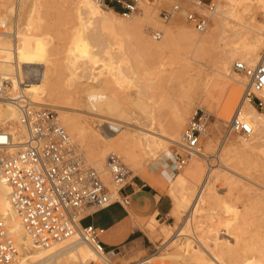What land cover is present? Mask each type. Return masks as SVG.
I'll return each instance as SVG.
<instances>
[{
    "label": "bare ground",
    "instance_id": "bare-ground-1",
    "mask_svg": "<svg viewBox=\"0 0 264 264\" xmlns=\"http://www.w3.org/2000/svg\"><path fill=\"white\" fill-rule=\"evenodd\" d=\"M9 1L0 0V11L3 9L2 6L5 7L4 12L1 11L2 14H8L10 11L15 10V7L11 6L12 4L5 6V3H9ZM235 2L237 1L224 0L223 5H216V10L213 14L214 29H225L229 31V34L225 35L222 33L220 37V40L224 43L226 54L221 55L214 73L209 75L196 66L197 55L204 49L206 42L205 38L199 35L200 33H195L191 29L174 33L170 29L164 32L163 41H154L149 35L151 34L149 27L145 29V23L151 19L149 11H144L143 19L131 18L129 21L124 22L116 17L118 13L112 8L101 6L94 0H77L75 15L78 29L71 36V46L68 49L67 61H65L67 62L65 68L70 70L71 74L61 80L58 75L61 66H57L58 60L55 58L58 46L54 43L51 44L54 34H56L55 28L58 26V18L54 11L56 9L55 3L53 0H19L17 16H21L20 18L17 17L16 22L21 20L22 23H18L20 25L17 24L14 33L15 43L12 45L4 40L3 36L9 35H0V75L11 80L12 90L11 86L7 88L10 97H16L21 93L28 95L31 102L35 105L53 103L59 108L57 111L58 119L68 129L67 133L70 134L71 138L78 139V141L83 143L92 161L88 160L86 153L83 152L82 157L86 158V161L89 162L88 165L106 174L108 173L106 168L108 155L118 153L123 156L126 166H129V171L132 170L137 173L143 167V162L146 158L151 157L153 159L164 152L169 156L166 150L167 144L176 142L179 139L181 125L180 128L179 126L171 128V132H168L167 135H163V131V134H160L158 129L150 124L139 125L137 130L131 132L122 129L115 137H110L106 134L99 135L93 131V128L90 127L83 117L70 113V109L73 108L62 106L64 104V96L67 97L71 92L80 95L82 97L81 101L84 103V107L82 106L81 108L87 107L86 109L88 110L93 109V112L97 109L100 111L99 113L102 112L103 114L100 117L109 118L116 116L119 119L135 120L140 123L143 120L142 114L146 115L149 108H157L171 102L170 98L166 96V79L172 78L177 73H189V68L192 65L193 79L199 80L205 101L211 107L224 101L222 116L225 120H229L241 97V90L238 87L246 84V79L242 75L233 73L231 63L235 58H239L241 62L246 64H255L260 57L261 38H264V24L259 23L256 20L255 13L250 12L246 6L240 14L239 11L233 8ZM260 4V7H264V0H260ZM21 7L22 10L18 13V9ZM228 17L237 20L241 28L229 27L227 23ZM89 22L109 33L116 45V51L112 50L101 38L102 32L96 29H92L93 31L88 30L87 23ZM5 23L6 18L0 17V24ZM21 25L22 27H20ZM128 37H133L136 40L135 42L139 43L148 55L147 60L141 64L139 74L131 69L132 76L122 75L123 70H117L114 65L120 66L117 63L122 60L117 63L114 61V59L119 57L123 58V63L128 61V56L124 51V38ZM91 38L94 39V43L91 42ZM235 38L241 40L239 41L241 44L231 41ZM180 41L184 43L179 44ZM95 47L100 48L96 51L94 50ZM134 49H136V46ZM50 50H52L51 53ZM167 51H171L174 54L170 62L165 60ZM133 52L134 55L137 54L135 50ZM186 53L190 55L187 56L185 55ZM98 59H103L101 62L106 65L110 73L109 76L101 77L93 72V65L99 61ZM134 63L136 66L137 62ZM167 65H177L178 67L176 70L167 73ZM78 69H81V73L77 72ZM104 70L100 71L103 72ZM29 74L37 76V81H31L33 83H26V85L21 87L22 78ZM115 85H118V87L127 85L132 89L133 87L138 88L135 99L131 100L127 93L121 96L120 88ZM158 94L160 98L155 100V95ZM46 97L49 98L48 101L50 102H47ZM242 104L244 105H240L235 114L240 115L243 120L249 123L252 129L250 137L242 139V146L252 148L257 145L258 140L264 139V112L261 113L253 105L245 101ZM126 106L134 107V110L137 109L140 112V117H131L129 112L125 110ZM74 109L77 111L78 108ZM92 111L90 110L89 112ZM17 120V110L9 102H1L0 100V126L7 124V126L13 127V123ZM20 133V138L22 139L24 133L21 130ZM73 138L72 140L77 148H81V145ZM251 138L253 141H250ZM178 142L180 143V140ZM241 148L239 150L233 148L234 150L231 151L233 153L231 157L234 160L239 159L242 155L243 151H240L242 150ZM202 156L205 157L202 152L193 155L190 158L192 160L191 164L177 176L175 187L171 186L173 188L171 196L175 203L176 213H178L179 208H185L191 201L192 189L189 182H194L201 178V172H197L198 170L195 169L198 165V159L196 158ZM244 156L242 158L246 157ZM231 157L229 156L228 158L231 159ZM240 160L242 161V159ZM246 163L248 162L246 161ZM257 167L260 166L257 165ZM223 178L224 181H221L226 182V186L230 190L234 182L227 175H223ZM208 179L209 174L203 178L193 203L189 206L191 207V211H189L191 218H185V227L177 229L176 239L173 238L174 240L170 244L171 248L176 250L164 255V257L169 258L166 264H264V245L256 243L250 245L251 243L248 244L245 240L248 226L251 222L254 223L252 215L255 214L252 213L251 204H245L241 212L234 211L231 204L227 203V201L221 202L216 197ZM8 194L9 188L0 177V216L8 236L18 249V256L13 264L107 263L105 256L96 253L77 236L48 249L33 245L9 202ZM217 205L223 208L225 213L233 215V219L224 221V229L226 227L225 236L232 241L220 237L213 224L205 231L206 236L202 239L204 246L199 245L200 243L198 242L200 248L203 247L202 250L196 246L192 247L191 243L187 241L188 238L182 241L180 237L186 236L185 234L188 233V231L184 233V230H187L185 229L189 225L187 223L193 221L195 214L207 210L212 215L215 210L214 207ZM196 215L198 216V214ZM156 224V219H153L150 226L147 227L151 236L155 233ZM191 229H193L192 226ZM187 235H190V233ZM160 236L163 237L164 242L169 241L170 243L173 236L171 226H165L160 232ZM199 241L201 242L200 239ZM255 244L256 246H254ZM92 252L94 257L91 256ZM131 264L165 263H157L155 257L150 256Z\"/></svg>",
    "mask_w": 264,
    "mask_h": 264
},
{
    "label": "rangeland",
    "instance_id": "rangeland-1",
    "mask_svg": "<svg viewBox=\"0 0 264 264\" xmlns=\"http://www.w3.org/2000/svg\"><path fill=\"white\" fill-rule=\"evenodd\" d=\"M76 1L77 0H53V2L55 3L54 6L56 8L54 11H55L56 17L58 18V21H57L58 26L55 28L56 34H54V38L51 44L54 43L58 46L56 50L57 55L55 56V58L58 60L57 66L58 65L61 66L59 70L60 72L58 74L59 77H61V80L65 79L71 74L70 70L65 68L67 64V62L65 61H67L66 57L68 54V49L71 46V36L78 29V25H77L78 22L76 20V15H75ZM195 1L196 0H189V3H188L189 10L195 13L204 14L210 20L207 29L204 32H200L199 34L205 38L206 42H205L204 49L201 50L200 54L198 53L197 55L196 66L200 67L203 72L209 75H212L214 73V69L217 66V62L219 58L221 57V55L226 54L224 50V47H225L224 43L223 41L220 40V37L222 36V33H224L225 35H228L229 31L225 29L215 30L214 20H213V14L215 13L216 5L217 4L223 5L224 0H213L215 4V9L213 12H209L205 9L196 8L193 4ZM209 1L210 0H203L204 3H209ZM236 1L237 2H235L233 8L239 11L240 14L242 13L243 8L246 6L248 7L250 12L255 13L256 20L259 23L264 24V19H262V16H264V7H260L261 5L260 0H236ZM18 2L19 0H10L9 3H5V6L12 4L11 6L15 7V10L10 11L11 13L9 12L8 14H4V13L2 14V12H4L3 10L5 9L4 6H2L3 8L1 9L2 12L0 11V17L6 18V23H5V27L3 31H5L8 35L14 34L17 24L22 23L21 20H19L20 22H16L17 17L20 18L21 16V15L17 16ZM173 2L174 0H168V1L167 0H152L151 3H145L141 5L140 13L135 15L132 18L143 19L144 11H149L151 13L149 16L151 19L149 22L145 23V29L149 27V31L151 33L149 35L151 38H152V32L154 31L161 32L163 36L160 41H163L165 37L164 32L170 29L174 31V33L188 31V29H191L193 32L198 33L186 22L185 14L183 12L176 14L172 19L168 21H164L162 19L161 11L164 9L165 10L169 9L170 6L173 4ZM21 10H22V7L18 9V13H20L19 11ZM116 17L124 22L129 21V19L123 18L119 13L116 14ZM227 23L229 27L232 26V27L239 28V29L241 28L237 20H233V18L231 17L227 18ZM87 25H88L89 31H93L92 29H96L102 32L101 38L105 41L106 44H108L111 47L112 50L116 51V45L114 44V40L112 39L111 36H109V33L107 31L97 28V26L92 22L87 23ZM20 27H22V25ZM3 38L5 41L11 43L12 45L15 43L14 41H16V38L12 36H3ZM90 40L92 43H94V39L91 38ZM135 41L136 40L133 37L124 38V43H125L124 51L126 52L128 56L127 62L124 61L123 63L122 57L114 59L116 63L122 60L119 63H117L120 66L114 64L117 70L119 71L123 70L122 75L132 76L131 69L134 70L137 74H139L142 62L147 60L148 58L146 51L144 52V48H142L141 45ZM231 41L236 42V44L238 43L241 44V42H239L241 40H238L236 38L234 40L232 39ZM180 43L183 44L184 42L180 41L179 44ZM135 46H136V49H134ZM262 47H264V38H261L259 56H260L261 50H264L262 49ZM99 48L100 47H95L94 50L97 51L99 50ZM133 50L136 51L137 53L136 55L133 54L134 53ZM51 52L52 50H50V53ZM185 55L189 56L190 54L186 53ZM173 57H174L173 52L171 51L166 52L165 60L167 62H170ZM240 60L241 59L239 58H235V60L232 61L231 70L233 71V73H236L233 70V64L236 61H240ZM101 61H103V59H100L93 65L94 66L93 72L97 73L101 77H107L110 75V73L107 70V67L104 64V62H101ZM134 62H137L136 66ZM177 67H178L177 65H167L166 71L167 73H170L172 70H176ZM192 68L193 67L191 65V67L189 68V73H185V74L177 73L173 75L172 78H168L169 75H167L168 77L166 76V78H168L166 79L167 84L165 85L166 96L170 98L171 102L167 105H162L157 108H154V107L149 108L148 113L146 115L142 114L143 120L140 123L136 122L135 120L128 121L125 119H119L116 116L109 117V118L100 117L103 114L102 112L99 113L100 111L97 109L94 110V112L97 111L95 112V114L97 113L96 115L98 116H96L94 112L92 111L93 109H90L92 112H89L90 110L86 109L87 107L81 108L84 105V103L81 101L82 97L80 95L74 92H71V94L67 95V97L64 96L65 97L64 104H62V106H65V107L67 106V108L68 107L73 108V109H70V113L73 115H78V116L83 117L85 121L90 125V127L93 128V131H95L97 134L99 135L106 134L110 137H115L116 135H118L117 133L122 129H124L127 132L137 130L139 125H143V124H146V125L150 124L152 125V127L157 128L160 134H163L162 133L163 131L164 132L163 135H167L168 132H171V128L173 127L176 128L178 126L180 128V125H181L182 128L179 129V137H178L179 138L178 140H180L181 133L188 119L190 118V116L196 109L202 110L209 115V123H208V128L206 130L207 135L205 134L201 141V147H202L201 152L202 154L205 155V157L202 156V157L196 158L198 159L197 160L198 165L195 170H198L197 172L199 171L201 172V178L198 180H195L194 182L193 181L189 182V185L192 189V196H191L190 203L185 208H179L178 213H176L175 203L171 196L172 194L171 190L173 189L171 186L175 187L177 176L181 174V172L191 164L192 162L191 159L188 160V162L184 166H182V168H180L179 171L171 174V177L167 181L165 182L162 181L164 183V190L162 192L166 196H168L170 203H171V210H170V213L167 219L159 220V219H156L155 216H150V217L141 219L139 221L140 222L139 224L144 234V244L141 247H138L129 253H123V255L120 256L118 260L120 263L131 264V263L146 259L150 256H154L155 261L157 263L166 264V261L169 260V258L164 257V255H167L169 252L176 250L174 248H171L170 244L174 239H176L175 235H176L177 229L185 227V224H184L186 220L185 218L187 219L191 218L189 215L190 213L189 211H191L190 209L191 207L189 206L192 205L191 203H193V199L197 193V190H199L202 180L205 176H207V174H209L208 180L211 184V187L216 197H218L221 200V202L227 201V203L231 204L232 209H234V211L241 212V210L244 209L245 204H251V208L253 211L252 213L255 214V215H252L253 217L252 219L254 223L251 222L250 225L248 226L249 228L247 227L248 229H247V234L245 235V240L248 244L251 243L250 245H253L254 243L264 245V139L258 140L257 145L251 148V147L242 146L243 138L239 134L231 133L227 136V138L223 137L226 131V128L228 126V123L230 122V120L233 118V116L237 112L236 110L239 109L240 105H244L242 103H243V95H244V89H245L246 84L238 87L241 90V97L239 99L238 104L235 106L233 113L231 117L229 118V120H225L222 116L224 101H222L219 105H215L213 107H211L205 101V99L203 98L202 91H201L202 86L199 80L193 79ZM103 69H105L103 72L100 71ZM77 72L81 73V69H78ZM37 78L38 77L33 76V74H29L25 76L24 78H22L21 87H23V85H26V83L29 84V83H33L37 81ZM6 79L8 80V85L9 87L11 86V90H12L11 80L8 79V77ZM115 86L117 88H120L121 96L127 93L131 100L135 99L138 88L133 87L134 89L133 90L132 88H129L127 85H123V86L121 85L119 87L118 85H115ZM26 96L29 98L28 95ZM159 98H160V95L158 94V95H155L154 99L159 100ZM48 100L49 98H47V102H50ZM47 104L49 105H36V106H46V107H49L55 110L56 112L59 110V108L56 107L53 103H47ZM74 108H78L77 111ZM134 109H135L134 107L132 108L128 106L125 107V110L129 112L131 117H134V116L140 117V112L137 109L136 110ZM258 111L262 113L264 112V109H258ZM60 122L61 120L59 121V123ZM61 124L63 125L62 122L60 123V125ZM12 126L17 127V121H15ZM13 127L7 126V124H3L0 126V129L13 128ZM65 130H67L68 132L67 128ZM73 139L81 145V148L80 147L78 148L80 154L83 155V152H85L87 155L86 158L90 160V157L87 154L83 143L81 141H78V139H75V138ZM178 140L176 142L167 144L166 150L169 156L166 154V152H164V153L158 154L153 159L151 157L146 158L145 161L143 162V167L140 168V170H138L137 173H134L132 170L129 171L128 181L134 176H139L141 178H145L147 174L151 176L149 172V166L155 162L164 163L168 158L173 159L175 154L185 155V152L183 151ZM250 141H253L252 138ZM239 146L242 147L241 148L242 150H240L241 152L243 151L242 155L239 157V159L234 160L231 157L233 156V153L231 151L234 149L239 150L240 148ZM116 154L121 160V162L126 166L123 156H120L118 153ZM229 156L231 157V159L228 158ZM243 156L245 158H242ZM86 158H84L85 162L86 164H89V162L86 161ZM247 158L249 161L247 160ZM240 159H242V161ZM245 159L248 163H246ZM251 161L253 162L252 164H251ZM256 164L259 165L260 167H257ZM253 165L255 166L253 167ZM126 168L128 169L129 166L128 167L126 166ZM100 174H101L102 180L106 183L108 188L112 190L113 186L111 183L110 175H108V173L105 174L103 172H100ZM223 175H227L231 179V181L234 182L230 190L228 189V186H226L227 183L223 182L224 181ZM156 178L158 180H161L160 176H157ZM148 183L152 186H157L155 182L148 180ZM214 209L215 210L212 213V215L210 214V211H207V210L196 213L198 214V216L195 214L193 221L191 223L190 222L187 223V225L189 224L185 228L187 230H184V233L188 231L190 235H187L188 234L187 233L185 234L186 236L180 237L182 238V241L188 238L187 241L191 243L192 247L196 246L197 248L202 250L203 247L200 248L199 245L204 246V244H202V241H203L202 239L203 237L206 236L205 231L207 230L209 226H211V224L215 226L220 237H222L223 239H228L232 241L227 236H225L226 227L224 229V226H225L224 221L233 219V215L232 214L229 215L225 213L224 209L220 208L218 205L214 207ZM89 212H91V210L84 213V215ZM153 219H156L157 224L155 225V229H154L155 233L153 234V236H151L149 233V229L147 227L150 226ZM190 225L192 226L193 229H191ZM165 226H171L173 230V236H172V239L170 240V243L169 241L164 242L163 237L160 236V232L163 230ZM199 239L201 240V242L199 241ZM256 244L254 246H256ZM93 255L94 254L92 252L91 256L94 257Z\"/></svg>",
    "mask_w": 264,
    "mask_h": 264
},
{
    "label": "built area",
    "instance_id": "built-area-1",
    "mask_svg": "<svg viewBox=\"0 0 264 264\" xmlns=\"http://www.w3.org/2000/svg\"><path fill=\"white\" fill-rule=\"evenodd\" d=\"M97 4L115 9L123 18L131 19L141 11V5L152 0H94ZM189 0H174L162 10L164 21L183 12L186 22L198 33L204 32L209 18L188 8ZM196 8L213 12V0L204 3L196 0ZM264 19V16H262ZM5 24H0V35ZM8 35V34H7ZM14 37V34H9ZM162 33L152 32L155 41ZM233 70L246 79L243 101L257 110L264 109V50L255 64L236 61ZM8 80L0 75V100L9 102L18 112L17 127L0 129V177L8 186L9 202L21 225L36 247L51 248L74 236L107 259L105 264H123L117 250L107 251L100 243L104 229L83 226L82 220L90 213L114 203L128 206L130 201L120 191L128 183L129 170L116 154H109L106 168L113 189L102 180L101 174L86 164L82 154L63 126L57 112L46 106H36L25 94L10 97ZM209 115L196 109L188 119L180 137L185 155L168 158L173 173L179 171L193 155L201 153V141L208 128ZM20 130L24 133L21 139ZM104 133V131H103ZM239 134L249 138L252 129L240 115H234L223 137ZM91 210V212L86 213ZM18 249L7 234L0 216V264H13ZM104 264V263H103Z\"/></svg>",
    "mask_w": 264,
    "mask_h": 264
},
{
    "label": "crops",
    "instance_id": "crops-1",
    "mask_svg": "<svg viewBox=\"0 0 264 264\" xmlns=\"http://www.w3.org/2000/svg\"><path fill=\"white\" fill-rule=\"evenodd\" d=\"M170 166L169 160L151 164L149 166L151 176L149 174L145 178L134 176L121 189L120 195L130 201L128 206L114 203L105 209L88 214L81 224L104 229L100 243L107 251L117 250L119 258L123 253L141 247L144 244V234L139 221L150 216L166 220L169 216L171 203L162 191L163 182L173 174ZM157 176H160L161 180H158ZM148 180L155 182L157 186L150 185Z\"/></svg>",
    "mask_w": 264,
    "mask_h": 264
}]
</instances>
